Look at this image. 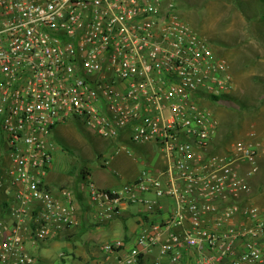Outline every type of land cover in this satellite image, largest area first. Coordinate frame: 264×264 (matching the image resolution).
<instances>
[{
	"label": "built area",
	"instance_id": "2783aa9c",
	"mask_svg": "<svg viewBox=\"0 0 264 264\" xmlns=\"http://www.w3.org/2000/svg\"><path fill=\"white\" fill-rule=\"evenodd\" d=\"M233 87L228 59L166 0H0V148L8 155L0 188L12 217L8 231L0 222V264H34L27 240L44 242L77 224L45 178L53 133L71 120L101 138L127 133L135 144L155 143L166 160L160 176L145 170L122 191L88 183L107 220L125 205L154 212L163 198L176 203L171 224L180 230L164 242L158 228L143 232L120 264H139L157 247L167 264H184V249L204 247L219 251L204 264H264V219L242 202L264 145L251 130L229 154H210L219 121L206 103ZM218 213L220 232L206 225ZM236 216L252 226L234 227Z\"/></svg>",
	"mask_w": 264,
	"mask_h": 264
},
{
	"label": "rangeland",
	"instance_id": "374dc122",
	"mask_svg": "<svg viewBox=\"0 0 264 264\" xmlns=\"http://www.w3.org/2000/svg\"><path fill=\"white\" fill-rule=\"evenodd\" d=\"M166 1L173 3L180 16L211 41L217 54L228 59L230 71L234 77V87L224 98L227 97L229 100L233 98L237 102L236 98L238 97V99H242L241 103L244 101L250 105L255 97L263 99L261 104L263 108L260 114L255 120L246 122L244 131L235 142L244 141L248 133L255 130L258 138L264 143V46L260 43V39L264 38V21L260 19L264 15V0ZM223 101L212 102L209 100L206 103L219 121L217 139L226 132L225 124L240 122L245 115L234 113ZM255 122L257 124L253 125L255 128L250 127V124ZM83 125L72 120L60 127L57 134L54 135L53 140L57 149L53 153V168L48 180L66 184L69 192H79L91 203L88 191L81 188L82 179L78 175L85 165L94 168L92 181L96 184L104 183L102 180L104 176L113 179V182L127 183L145 171L147 167L144 162L139 160L137 151L132 145L123 147L124 150L115 160L112 159V155L115 153L114 147L108 148L104 158L100 159L86 137L90 130ZM260 127L263 133L260 131ZM212 154V158L217 156L213 152ZM0 155L5 157L0 162L1 179L2 176L5 178L8 155L3 148H0ZM260 161H264V156ZM115 173L118 175L116 176ZM113 182L108 184L111 185ZM249 184L251 192H253L251 197L253 199L255 198V188H259L260 191L264 188V165L260 167L259 172L250 180ZM255 192L260 194L257 190ZM2 199L0 196V202ZM89 205L92 207L91 211L84 207L80 212L82 213L80 229L83 233L81 239L77 240V245L82 251L87 252V245L95 254H100V247L111 242L113 234L105 226L96 230L93 224L98 217L97 208L94 204ZM116 223L120 225L116 232L118 235H123L122 222L117 220ZM35 247L37 254L42 258L40 264H80L73 257L62 260L60 254L71 251L70 243L67 240L52 238L50 241L37 243Z\"/></svg>",
	"mask_w": 264,
	"mask_h": 264
},
{
	"label": "crops",
	"instance_id": "0c3cea01",
	"mask_svg": "<svg viewBox=\"0 0 264 264\" xmlns=\"http://www.w3.org/2000/svg\"><path fill=\"white\" fill-rule=\"evenodd\" d=\"M262 108L263 107H261V109ZM75 121L80 122L83 125L82 121H79V120H75ZM254 124L257 125L256 122ZM65 125L66 124L61 125L55 129L52 139L54 138V135L57 134L59 128ZM260 131L263 133V130L261 129V127H260ZM90 132L91 131L87 133L86 137L89 139V142L94 147L95 151L98 153L100 159L104 158L105 151L108 148L114 147L115 153H113L112 159L115 160L117 156L121 154V151L124 150L123 147L132 145L137 151L136 154L137 156H139V160L146 164L147 169L145 170L151 172L155 176H160L161 173L166 169V160L164 159L162 155L160 147L155 143L135 144L130 140L127 133H122V135L116 139H105V138L99 137L93 132L92 133ZM3 158L5 157L3 155H0V162L3 161ZM261 158L262 157L258 159V172H259L260 167L264 165V161H260ZM207 160H210V158L206 159L205 161ZM84 167H87L90 170V175L86 178L81 173V170ZM84 167L80 170L78 175L82 179L81 188L82 190L88 191V196H89L88 183H94L99 188L105 189V190L122 191L123 188L127 184L137 179L139 175L141 174V173L138 174V176H136L135 179L127 183H119L117 181L113 182L114 181L113 179H110L108 176H104V179L102 178L104 183L96 184L95 182L92 181L93 174H94V168L88 165H85ZM52 168L48 171L45 177L46 182L50 185V188L56 193L62 205L73 207V218L75 219L77 223L74 226L67 227L66 229L58 232L57 236L53 238L54 240L55 239L67 240L70 243L71 251L69 252L66 251L65 253L63 252L60 254L62 260H66V258L68 257H73V259L75 261L80 262V264H98V263L100 264H120L119 260L123 259L124 257L130 254L131 250L136 247L138 238L143 232L151 230L153 228H158L157 232L160 235L161 241L164 242L166 241V239L171 233L180 230L179 227H174L171 224V219L174 216L177 206H176L175 201L170 198L161 199L159 208L156 209V211L154 212H148L143 205H125L122 207L121 214L112 220L101 218L99 216V212L97 209L98 217L93 224L96 230L101 229V226H105L110 231V233L113 234L112 240L111 242H108V244H113V243L120 241L124 243V247L113 253L108 254L106 252H103L102 250L103 245H102L100 247L101 253L95 254L86 245L87 252L82 251L81 248L77 245V240L81 239L82 237L81 235L83 233L82 230L80 229L81 217H82V213L80 212L82 211L84 207H86L87 210L91 211L92 207L89 204H94V203L91 201V199H90L91 203H89L87 199H85L84 196L80 194L79 192H76V193L69 192L68 186L66 184L56 183V182H53V180H48V177H49V174ZM0 174L2 175V170H0ZM115 175L117 176L118 174L115 173ZM2 178L3 176L1 177V179ZM163 180L165 182L168 181L166 177H164ZM111 181L113 183L111 185L108 184ZM58 184L63 185V188L62 189L56 188V185ZM256 190L259 191L260 194H257L255 192ZM255 191H254L255 198L253 199L251 198L253 196V192H251L250 194H246L243 196L242 202H243V205H246V206L251 205V206L257 207L261 218L264 219V188L262 191H260L259 188H255ZM0 196H2L3 198L2 201L0 202V222H3L5 224V226L7 227V229L5 228V230L8 231L12 223V217L9 211L11 202L9 200V197L6 196L5 191L2 189L0 190ZM94 206L97 208L95 204ZM220 210L222 211L223 208L221 207ZM220 214L221 213H218L217 215H210L208 216L206 220V225L210 229L217 231V232L225 230L224 227L219 226L218 219L220 217ZM117 220H120L122 222V228L124 230L123 235H118V232H116L117 227L120 226L119 224L116 223ZM232 225L239 229H244V228L252 226L251 223L248 220H246L245 217H239V216H236L233 219ZM50 240L51 239H49V241ZM257 241L260 246L264 247V238H259ZM35 245L36 244L33 243L32 241L27 240L26 242L27 251L31 255H33V257L35 258L34 264H40L42 262V258L41 256L37 254L38 252H37ZM246 248H247V243L245 240L238 241L236 243V254L238 255L241 254L242 252L246 250ZM182 256H183L184 264H204V262L211 257H215V258L219 257V251L218 250L213 251L207 247L188 248L182 251ZM168 261L169 260L167 257H160V249L159 247H157L153 249L151 252L143 254L139 264H167ZM215 263L216 264H232V259L230 258L229 261H226L223 263H219V261L217 262L215 260Z\"/></svg>",
	"mask_w": 264,
	"mask_h": 264
},
{
	"label": "trees",
	"instance_id": "16d2710c",
	"mask_svg": "<svg viewBox=\"0 0 264 264\" xmlns=\"http://www.w3.org/2000/svg\"><path fill=\"white\" fill-rule=\"evenodd\" d=\"M260 19L264 21V15H262ZM260 43L264 46L263 37L260 39ZM232 99L233 98H230L229 100L226 97V99L225 98H215L213 100L215 102H220L224 100L223 102H226L228 105V108L232 109L234 113L241 114V115L245 114L243 117L244 119H242L240 122H230V123L225 124L224 127L226 128V132L223 133V135H221L218 139L216 135L215 138L211 141V145H210L211 156H213L212 152L217 156H224V155L229 154L233 145L237 143L235 142V140L244 131L246 122H248L249 120H255L260 114L261 104H262L263 99L256 98V97L253 98L252 99L253 103L251 105L244 101L243 103H241L242 99H238V97L236 98L237 102L234 101L235 99L233 100ZM237 103L241 105H238ZM253 124L254 123H251L250 127H252ZM81 173L86 178L90 175V170L87 167H84L81 170ZM56 188L62 189L63 185L58 184L56 185Z\"/></svg>",
	"mask_w": 264,
	"mask_h": 264
}]
</instances>
